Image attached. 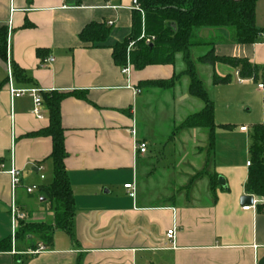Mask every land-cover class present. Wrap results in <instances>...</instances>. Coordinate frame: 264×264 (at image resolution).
<instances>
[{"label": "crops", "instance_id": "0c3cea01", "mask_svg": "<svg viewBox=\"0 0 264 264\" xmlns=\"http://www.w3.org/2000/svg\"><path fill=\"white\" fill-rule=\"evenodd\" d=\"M132 2L0 0V29H6L5 59H0V164L5 171L14 165L21 178L12 194L9 175L0 173V264H264V209L259 207L263 204L245 192L249 130L240 131L244 126L233 130L238 138L247 135V160L242 161L232 149L222 151L220 158L218 128L210 155L207 130H177L204 106L189 95V79L180 56L173 65L138 70L130 62L134 45L129 53L126 49L123 67L114 64L112 48L133 33L136 12ZM92 24L107 31L102 41L81 40L82 31ZM255 25L264 29V0L256 4ZM142 33L141 28L140 37ZM198 37L227 40L228 33L201 31ZM203 48L208 47L191 50L195 70L196 65L207 66L211 88L218 87L212 85L213 75H230L233 84L237 72L230 67L198 62L205 54L197 51ZM213 51L217 56L246 58L264 66V42L236 45L217 41ZM47 58L54 61L42 63ZM127 60L130 71L124 75L121 70ZM8 62L11 72L15 66L29 79L28 83H18L12 73L14 89L36 88L41 98L45 94L65 96L59 110L64 167L74 200L72 237L55 230L49 247L32 235L24 240L15 238L12 246V200L25 213L24 223L53 225L50 202L39 190L52 180L47 160L52 141L36 136L49 126L43 98L42 118H37L30 97H11ZM173 78L171 89L141 85ZM248 81L238 83L237 77L239 85ZM261 95L263 101V92ZM214 123L221 125L216 122L215 104ZM132 130L135 140L146 144L143 155L133 151ZM223 130L229 132L230 128ZM160 136L168 138L170 144H157ZM158 146L174 154L169 165L155 161ZM219 176L226 188L217 185ZM214 177L216 184H212ZM128 184L134 186V198L123 188ZM28 187L36 189L28 194ZM242 197L259 203L242 211V207L251 206L241 203ZM174 227V246L166 247V233ZM39 244L47 251L27 254Z\"/></svg>", "mask_w": 264, "mask_h": 264}, {"label": "trees", "instance_id": "16d2710c", "mask_svg": "<svg viewBox=\"0 0 264 264\" xmlns=\"http://www.w3.org/2000/svg\"><path fill=\"white\" fill-rule=\"evenodd\" d=\"M139 9L135 11L133 33L123 43L112 48L113 62L118 67L126 63V49L133 42L135 50L130 54V62L135 69L141 70L152 65H173L180 56L185 66L184 75L189 79L188 92L191 97L203 103V109L188 116L177 130L203 129L208 132V152L213 154L214 131L216 128L229 129V125L216 126L214 123V104L203 87L191 59V50L195 47H208L209 51L198 59L200 64L214 67L217 64L230 67L237 72L241 80L264 83V66L249 62L246 58L217 56L213 51L215 42L236 45H253L264 42L260 38L264 29L255 25L256 4L259 0H136ZM81 2V0H77ZM145 37L154 38L151 45L140 39V31ZM224 30L228 33L227 40L199 39L201 31ZM107 31L102 25L92 24L80 34L85 42L102 41ZM6 29H0V59H5ZM14 80L28 83L29 79L23 71L12 66ZM230 75L212 76L213 86L230 84ZM175 79L168 81H147L142 86L158 89H171ZM61 94L43 95L48 111L49 126L38 132L36 136L49 137L52 141L51 154L47 160L51 162L52 180L40 192L49 200L53 212V225L19 223L16 238L24 240L27 236H36L45 246L52 245L53 232L64 231L72 237V220L74 217V200L64 167L66 152L64 149L63 129L60 122V103L64 99ZM264 104V91H263ZM248 167L245 192L248 195L264 200V123L252 126L249 136ZM216 184V178L212 180ZM264 209V205H260ZM10 250V243L6 251Z\"/></svg>", "mask_w": 264, "mask_h": 264}, {"label": "rangeland", "instance_id": "374dc122", "mask_svg": "<svg viewBox=\"0 0 264 264\" xmlns=\"http://www.w3.org/2000/svg\"><path fill=\"white\" fill-rule=\"evenodd\" d=\"M208 48H203L197 54H206ZM196 74L202 81L203 87L209 96L212 97L215 104V118L216 122L221 125H230V131L221 130L218 128L215 138L217 145H219L220 158L224 156L222 151L236 150L239 158L247 160L245 157V144L246 137L250 135L253 125L264 122V104L262 101L261 92L256 89V83L248 81L243 85L237 83V77H233V84L218 86L211 88L209 83V70L207 66L196 65ZM244 126L249 130L246 136L239 137L233 134L234 129ZM220 129V130H219ZM232 129V132H231ZM232 133V134H231ZM170 144L168 138L158 137L157 144ZM248 143V138H247ZM154 158L159 165H169L172 156L174 155L169 148L164 147L156 148ZM234 152V151H233ZM158 165V166H159ZM159 169V167H158ZM218 178H223L219 176ZM217 178V180H218Z\"/></svg>", "mask_w": 264, "mask_h": 264}, {"label": "built area", "instance_id": "2783aa9c", "mask_svg": "<svg viewBox=\"0 0 264 264\" xmlns=\"http://www.w3.org/2000/svg\"><path fill=\"white\" fill-rule=\"evenodd\" d=\"M132 8L135 11H139L140 14L143 16V12L139 9L138 3L136 0H133L132 2ZM111 24V23H109ZM262 39H264V34H262L260 36ZM9 33H8V37H7V53H9V49H10V44H9ZM141 40H144V43L146 45H151L154 41V38H148L145 37L144 33H142ZM134 47V43L130 42L128 44L127 47V52L129 53V51ZM54 61L53 58H47L46 61L42 62V63H52ZM8 65V81H9V93L11 95L12 98H19V97H23V96H28L32 99L33 101V109H32V113L37 117V118H42L41 116V111H42V98H41V92L40 90L36 89V88H31V89H20V90H16L13 88L12 86V72L10 69V63H7ZM130 71V67H129V61L127 60V65L126 67L122 68L121 72L124 75H128ZM237 75V74H236ZM238 77V76H237ZM243 80L238 78V83H242ZM256 88L259 91H264V83L263 82H258L256 84ZM240 131L242 132H247V129L245 127H241ZM132 136L134 138V143H133V151L135 154L138 155H143L146 153L147 147L145 143H140L137 142L135 140V132L132 130ZM11 162H12V152H11ZM246 166L249 167L250 163L249 161L246 162ZM38 171H42V168L39 167ZM7 173L10 177V184H11V191L12 194L15 192V190L17 189V187L20 185V172L19 170H17L14 165L11 166V169L9 171H5L3 164H0V173ZM41 179H43V175L40 176ZM125 190L129 191V196L131 198H134L135 193H134V186L133 185H124L123 187ZM35 187H28L26 188V192L28 194L32 193L35 191ZM260 203H262L264 205V200H260ZM258 201L252 200V204L251 206H244L242 207V211H249L251 209H253L255 207V205L257 203H259ZM9 218H10V226H11V239H12V246L14 245L15 242V238H16V230L18 229L19 223L21 222H25L27 217L25 215V213L23 211H21L19 209V207L15 204V201L12 200L10 207H9ZM175 227L169 231H167L166 233V237H165V246H174V239H175ZM47 251V248L45 246H43L42 244L37 245V248L35 250H30L27 252L28 255H37L40 253H44Z\"/></svg>", "mask_w": 264, "mask_h": 264}, {"label": "water", "instance_id": "95a60500", "mask_svg": "<svg viewBox=\"0 0 264 264\" xmlns=\"http://www.w3.org/2000/svg\"><path fill=\"white\" fill-rule=\"evenodd\" d=\"M217 185L221 188H226V182L224 180V178H218L217 180ZM241 203H249L250 205L252 204V197H242L240 199Z\"/></svg>", "mask_w": 264, "mask_h": 264}]
</instances>
